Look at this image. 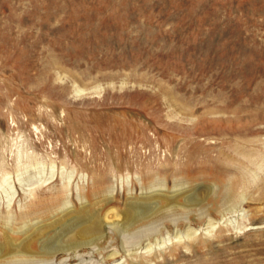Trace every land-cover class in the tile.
I'll use <instances>...</instances> for the list:
<instances>
[{
    "label": "rangeland",
    "instance_id": "obj_1",
    "mask_svg": "<svg viewBox=\"0 0 264 264\" xmlns=\"http://www.w3.org/2000/svg\"><path fill=\"white\" fill-rule=\"evenodd\" d=\"M84 202L101 249L0 264H264V0H0V250Z\"/></svg>",
    "mask_w": 264,
    "mask_h": 264
},
{
    "label": "bare ground",
    "instance_id": "obj_2",
    "mask_svg": "<svg viewBox=\"0 0 264 264\" xmlns=\"http://www.w3.org/2000/svg\"><path fill=\"white\" fill-rule=\"evenodd\" d=\"M36 164H44V161L41 160H36L35 161ZM51 166L52 168H55L56 164L55 161H51ZM18 175H19V180L22 179V172L23 171H18ZM53 174L50 177H47L45 179V181H47L48 179L52 178ZM29 179V178H28ZM24 182V181H23ZM33 182V181H32ZM32 182L31 185H32ZM28 184V182H27ZM178 188V186H177ZM197 188V187H196ZM205 188H208L207 186ZM230 189V187H227V190ZM177 190V189H175ZM193 190V189H192ZM208 190L211 191V188H208ZM152 191V190H151ZM154 191H156V189H154ZM172 191V190H171ZM170 191V192H171ZM174 191V189H173ZM205 191V190H204ZM157 192V191H156ZM162 192V191H161ZM198 192V191H197ZM195 192L192 198H195V200H200V203L202 204L204 202V197L200 198V194ZM173 193V192H172ZM203 193V191H202ZM205 193V192H204ZM208 193V191H207ZM206 193V194H207ZM156 194V193H155ZM170 194V193H169ZM227 194L230 196V199L234 198V195H232L231 191L228 190ZM160 195V194H159ZM162 197H169L167 195H161ZM177 197V196H176ZM175 196H171V199L169 200V203L166 204H171V205H175V200L177 201ZM188 197V196H187ZM232 197V198H231ZM141 198V197H140ZM80 199V197H79ZM131 199V198H130ZM137 200V198H135ZM144 199V198H143ZM153 196H148L146 197L145 200H137L132 202L134 199H132L131 203H129L126 206L125 211L123 212V219L122 222H120L119 226L121 230H126L129 231L131 230L133 232V235H131V237L134 238L133 241L137 240L136 242L140 243L139 241V237H140V232L136 229H139L140 227L144 226L141 225V223L146 222L147 220H149L150 218H153L154 216L158 215V212L163 208V206L160 208V206L156 204L152 203ZM157 199V198H156ZM187 199V198H186ZM87 200V199H86ZM85 200V201H86ZM104 200V199H103ZM109 200V199H108ZM168 199H166L167 201ZM193 200V199H192ZM99 201V200H98ZM110 201V200H109ZM130 201V200H129ZM67 202V201H66ZM87 202V201H86ZM178 202V201H177ZM194 202V201H193ZM85 203V202H84ZM128 203V202H127ZM126 203V204H127ZM192 203V201H191ZM197 203V201H196ZM95 204V203H92ZM159 204V203H158ZM186 204V203H185ZM189 204H190V200H189ZM195 204V203H194ZM163 205V204H162ZM170 205V206H171ZM179 205V204H178ZM181 205V204H180ZM66 206V205H64ZM68 206V204H67ZM82 206V205H81ZM97 206V205H96ZM169 206V207H170ZM182 206V205H181ZM187 206V205H186ZM185 206V207H186ZM234 206V205H233ZM73 207V206H72ZM101 208V206H100ZM109 209V208H108ZM100 210V209H98ZM96 210L93 205H83L81 208H79L78 210L75 209H66L65 213L62 215V217H60V219L57 221L58 224H55L57 226H60V229L56 230L52 235H50L48 237V239L46 240V242L41 246V250L39 252H35L32 251L30 249V246L26 241L23 240L20 243H15L13 242V240L10 237H7L5 239V241L3 242L4 244L1 245L4 246L6 252L2 253V251L0 250V262L5 260L2 258V255H9V257H32V256H36L37 254H39V256L42 257L43 260H50V261H54L55 256L57 254H59L60 252H67L69 253L71 250H75L78 251L80 247L82 246H87V245H92L98 249H101L102 247L98 246V244H100L99 242H97L101 237L104 236V234L102 233V231L104 230V222H106L105 220H107L108 222V215L106 213V215H102L100 211ZM107 210V209H106ZM115 210V209H114ZM112 211V210H110ZM173 211V210H172ZM63 212V211H61ZM109 213V212H108ZM113 213V212H112ZM115 213H117V211H115ZM105 214V213H104ZM119 215V214H118ZM110 216V215H109ZM115 216V215H114ZM56 217V216H55ZM117 217V215H116ZM58 218V217H56ZM112 218V217H111ZM119 218V217H118ZM114 219V218H113ZM110 220V219H109ZM41 221V220H40ZM51 221V220H50ZM53 221V220H52ZM120 221V220H119ZM118 221V222H119ZM38 222V221H37ZM111 222V221H110ZM113 222V221H112ZM116 223H118L117 221H115ZM44 223V222H43ZM26 224V223H25ZM50 224V223H49ZM52 225V224H51ZM106 225V224H105ZM141 225V226H140ZM47 226V225H45ZM50 226V225H48ZM54 226V225H53ZM56 226V227H57ZM147 226V225H145ZM25 227V226H24ZM29 227V226H28ZM42 227V224H41ZM52 227V226H51ZM116 227V228H117ZM27 228V226H26ZM43 228V227H42ZM113 228V227H112ZM149 228V227H148ZM151 228V227H150ZM10 229V228H9ZM37 229V228H36ZM118 229V228H117ZM17 230V229H16ZM42 230L43 229H39ZM47 230V229H46ZM135 230V231H134ZM12 231V230H11ZM50 231V230H49ZM18 232V231H17ZM22 232V231H21ZM34 232V231H33ZM9 233V232H8ZM38 233V232H37ZM36 233V234H37ZM34 234V233H33ZM43 234V233H42ZM197 234V230L193 229V228H188V232H187V236L189 237H193ZM5 235V234H4ZM26 235V234H25ZM72 236L74 238V241L70 244H66L65 240L67 236ZM186 235V234H185ZM29 236V235H28ZM33 236V235H32ZM36 236V235H35ZM31 237V235L29 236ZM27 238V237H26ZM70 238V237H69ZM14 239V238H13ZM28 239V238H27ZM31 239V238H30ZM67 240V239H66ZM164 240V239H163ZM132 241V242H133ZM137 244V243H136ZM127 247V246H126ZM140 248V245L138 246ZM152 249V246H150L148 248V251ZM89 251V250H88ZM136 251V250H135ZM116 253H118L117 251H113L112 253H110L108 255V258L113 257L114 255H116ZM134 255V253H133ZM138 257L140 256L139 254H137ZM76 256H80L81 258H83V254H76ZM143 257V256H142ZM85 258H83L84 260ZM147 261H149L147 259ZM101 262H105V261H93V263L91 264H101ZM151 262V261H150ZM152 263V262H151Z\"/></svg>",
    "mask_w": 264,
    "mask_h": 264
}]
</instances>
